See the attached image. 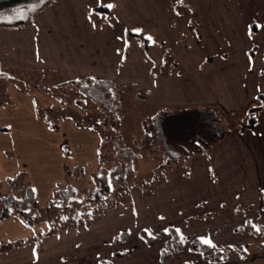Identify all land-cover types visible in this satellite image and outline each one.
<instances>
[{
    "label": "crops",
    "instance_id": "crops-1",
    "mask_svg": "<svg viewBox=\"0 0 264 264\" xmlns=\"http://www.w3.org/2000/svg\"><path fill=\"white\" fill-rule=\"evenodd\" d=\"M187 1L183 11L173 0H53L28 24L0 27L4 70L50 72L59 81L132 83L144 101L138 115L143 133L145 118L161 107H212L234 121L232 116L241 119L251 105H260L252 128H227L210 156H194L193 164H180L178 175L167 172L150 191L140 189L142 200L154 201L144 219L161 203L153 213L161 220L176 218L164 225L179 230L182 249L172 248L160 259L163 245L146 243L139 235L144 225L131 219L140 208L115 204L92 214L86 225L42 236L40 248L30 242L1 251L0 264H147L148 250L153 260L168 264H264V0ZM126 31L148 40V54ZM166 52L174 61L164 59ZM8 91L10 104L0 103V181L24 168L35 190H51L58 172L71 171L74 162L68 168L60 164L68 151L76 163L93 160L98 167L95 130L76 126L68 116L58 117V127L51 129L35 112L37 101L55 106L50 92H25L12 83ZM30 229L13 217L0 219V240L13 241ZM122 230L129 236L136 230L139 241L115 239ZM187 234L210 240V249L220 250L223 259L211 262L190 250ZM135 247L146 251L135 255Z\"/></svg>",
    "mask_w": 264,
    "mask_h": 264
},
{
    "label": "trees",
    "instance_id": "trees-1",
    "mask_svg": "<svg viewBox=\"0 0 264 264\" xmlns=\"http://www.w3.org/2000/svg\"><path fill=\"white\" fill-rule=\"evenodd\" d=\"M53 0H0V27H22L28 24L31 17L41 10L43 7L51 3ZM11 9L21 10L18 15L9 14L4 15V11ZM180 7H176L179 10ZM3 12V14L1 13ZM127 35L133 34L139 41L141 49L144 53L148 54V40L140 35H135L131 31H126ZM12 71L4 70L0 67V91H3V86L9 80H15L10 77ZM14 73V72H13ZM28 84L23 80L19 81L21 88ZM35 84L32 83L31 86ZM58 90L62 91L65 100H71L72 95L75 93L77 96L75 100L65 101L63 97L59 100L63 101L65 105L61 108L54 106L42 107L37 102L35 103V112L37 116L47 122L51 129L58 127L57 118L60 116H68L76 126H84L90 130H95L99 136L98 146V160L99 167L96 172L91 174L93 186L85 191H79L70 186H61L54 189L48 197L43 212L46 215L47 228L40 234L30 238H17L13 241L0 240V252L11 248L22 246L26 243L33 242L37 248H40V241L42 236L48 234H55L67 228H79L86 225L90 216L95 213L104 212L108 208L114 206L117 201L110 199L109 192L111 186L122 183H129V179L137 175L138 163L140 157L139 146L136 145L132 149L126 142L122 140L119 133L117 115L118 106L117 98L114 92L119 93V84L110 79H94V78H79L75 80H62ZM118 87V88H117ZM122 87V85H121ZM30 88V87H29ZM60 88V89H59ZM123 88V87H122ZM75 89V90H74ZM75 91V92H74ZM139 96L138 93H136ZM66 104H65V103ZM67 103H72L77 109L69 107ZM260 105H251L249 107L248 120L242 122L239 126L240 129L252 128ZM179 114V115H176ZM171 116L174 120H179V123L166 125V129H180V134L184 135L186 142H192L198 150L203 149V146H210L212 143L218 141L223 137L226 130L221 123V117L217 110L212 107L197 106L195 109L191 108H178L160 109L157 111L153 118V123L149 125L144 124L142 148H149L157 142V138L163 140L166 149L170 152L169 157L176 158L177 153L170 147L175 143V140H170V133L165 132L164 125H158V120ZM176 117V118H175ZM169 126V127H168ZM104 129V130H103ZM179 134V135H180ZM188 135V136H187ZM161 137V138H160ZM164 137V138H163ZM200 139L201 144L196 141ZM168 139V141H166ZM113 140V149L106 152L103 148L106 147L107 142ZM168 147H167V145ZM144 149V150H145ZM174 152V153H173ZM169 159V158H168ZM165 167V164L157 165L156 167ZM23 175V177H22ZM162 175H154V180ZM25 177V178H24ZM9 185V192L6 195H0V219L8 216H15V213L24 218L26 223L31 224L33 221L32 213L26 214V208L34 203L35 191L33 185L27 181L26 173L23 170L17 171L12 176L6 179ZM145 191V187H152V183L144 182L136 184ZM264 210V204L262 206ZM250 223L246 224L249 230H252ZM170 240L167 246H172L174 250H181L183 243L181 241L182 235L176 231V228L169 226L166 228ZM124 230L120 231L114 238H124ZM161 234L165 233L161 230ZM140 237L148 244L152 243V239L144 228L139 230ZM188 242V248L193 251L201 252L205 259L211 262H219L223 259L220 250H211L208 244L201 242V239L194 235H185ZM229 248V247H227ZM166 251L161 248L160 258L164 259Z\"/></svg>",
    "mask_w": 264,
    "mask_h": 264
},
{
    "label": "rangeland",
    "instance_id": "rangeland-1",
    "mask_svg": "<svg viewBox=\"0 0 264 264\" xmlns=\"http://www.w3.org/2000/svg\"><path fill=\"white\" fill-rule=\"evenodd\" d=\"M173 2H174V5L180 6L181 10H182V7H183V11L186 10L187 7L185 4L188 3L187 0H173ZM15 11H16V14H15ZM20 11L21 10L18 11L16 9L9 8V10L4 11V15H6V16H9V14L18 15ZM1 13L3 14V12H1ZM2 16L3 15L0 14V17H2ZM182 24H184V23H182ZM250 31L253 32V28H251ZM182 33L184 34V32H182ZM250 34H252V33H250ZM184 36H185V34H184ZM240 37H254V36L242 33V35ZM183 38L186 39L187 36H185ZM213 44L215 45V43H213ZM206 46L203 48H206ZM155 50H156V48L151 45V50H150L151 55H153L152 53L157 52ZM167 52H166L164 59L167 62H168V60L174 61L173 58H169L170 54L168 56ZM252 54L257 55L256 50H253V53H251V55ZM10 77H14L15 80H9L3 86V91H0V103L9 102L8 104H10L11 101H10V92L8 91V85L11 83L14 84L16 87H18L19 89H21L22 91H25V92H33L35 90L40 91V92H41V90H45L48 93L50 92L51 95H53L56 98L55 101H57V103H55L54 107L57 106L56 104H58V102H60V103L63 102V101L59 100L61 97H63V99L65 100L64 94H62L63 92L61 90L60 91L58 90V87L60 85H56L58 83H61V81H59L61 78L59 76L57 78L56 75H54L53 73L42 72V71L25 72V73H17V72L13 73V72H11ZM21 80H23L24 82H26L28 84V86L27 85L25 86V84H24V87H26V88H21L19 86V81H21ZM32 83L35 85L31 86ZM119 86H120L119 87V93L114 92V96L118 100L117 101V106H118L117 115L120 117L118 120L119 133L122 136V140L124 142H126V144H128L130 147H132V149L136 150L135 146L136 145L139 146V153H140L141 158L139 159V163H138L137 175L134 176L133 178L129 179L130 185L128 183H122V184H116V185L111 186V190L109 192V197H110V199L117 201L116 204L119 207L126 205L127 209L129 210L130 209L129 207L131 205H133L134 207H138V209L140 208L141 211L138 210V213L139 212L140 213L137 214V216H134L135 218L131 217V219H133L136 222L139 221V223H141L140 225L148 226V227L143 226V228L146 230V232L148 234L151 233V235H149V237L152 239V242L156 243V244L161 243V245H163L162 246L163 250L170 252V251H172L173 247L172 246L166 247L168 240H170V235H168V231H167V229H165L166 226L164 224L167 222H170V221H174L176 218L174 220H173V218L170 219L169 215L162 220L159 219L161 217L157 218L156 215H154L155 213H153V212L157 211V209L160 210L159 207L161 206V203H159V204H157V206L154 207L153 212H150L153 214L149 215L150 214L149 213L148 214L149 218L144 219L145 218L143 216V214H145L144 212L146 211V209L151 207L152 204H154V201L153 202L151 201L149 203V201H147L145 199L142 200L143 199L142 195H140V193H141L140 189H142V186L137 187L136 184H140L141 182H144V186H145L147 183H152L154 181V177H153L154 175L161 174L164 176L165 173H167V172H170L171 175H172V173H177V175H178V173H179L178 167L180 166V164H184L185 166L190 164V163L193 164L194 161L192 159L194 158V156L202 154L203 152H204L203 154H205L206 156L207 155L210 156L212 154L213 147H214L213 145L215 144V142L212 143L210 146H203V149L198 150L197 147L192 142H190V141L186 142V139H185L186 137L184 135L180 134L181 128L177 127L176 129H171V130L166 129L167 124H170L172 126L173 123H175V124L179 123V120H174L169 115L168 117L164 118V123H162V119H161V120H158L157 124L160 125V127H161V125H164V127H165L164 131L165 132H163V133L169 132L171 134L169 139L175 140V143H173V145L170 148L174 152H176L178 156H176V158H172V159L169 157L170 152L166 149L165 143L163 142L161 137H160L161 140L159 138H157V142H155L153 146H149V148H147V149L142 148L143 146L141 147V145L143 142V129H142V123H141L140 119L138 118V115L141 112L140 105L141 104L143 105L144 101L137 98L136 89H135V87H133L132 83H131V85L127 84V86L122 85L123 88L121 87V84ZM75 95H76L75 93L72 95L71 100L76 99L77 96H75ZM259 99L261 101L264 98L260 97ZM71 100H67V101H71ZM37 103L42 107H46L45 105L40 104L38 101H37ZM67 104L69 107H72V108L75 107L72 103H67ZM257 105H259V104H257ZM195 107H197V106L176 107V108L161 107L160 109L175 110L178 108H191V110H193V109H195ZM216 110H217V113L221 117L222 126L225 130L227 128H229V129L234 128L235 125H237V127H239L240 122H243V121L245 122L248 120V113L249 112H246L245 114H243L241 119H239V117H237V116H232L234 119V121H232L231 118L229 119V118L225 117L223 114H221L218 111V109H216ZM176 115H179V114H176ZM58 120L59 119H57V123H58ZM152 120H153L152 117H147V118H145L144 124L149 125L151 122L153 123ZM197 140L198 141H196V142L198 144H201L202 141H200L199 138H197ZM166 141H168V139ZM113 143H114L113 140L112 141L108 140L106 147L103 148V151L106 152V151H109L110 149H113L112 148L114 145ZM167 147H168V145H167ZM97 153H99V152H97ZM106 154H107V152H106ZM108 154H109V152H108ZM77 160H78V158L75 157V154L71 155L69 153V151H68V154L65 155V157L64 156L61 157V163L60 164H63L62 166H64V168L65 167L68 168V166H67L68 164L70 165L71 163H73V162L74 163H73V166L71 168V171H69V169H66V170H63L61 175L59 174V172L57 173V178L53 179V181H52V189L51 190H49V188L43 189V187H39L35 190V187L32 184L34 191H35V201L31 205H29L25 210L26 214L32 213V215H33L32 223L31 224L26 223L25 219L24 218L22 219V217L16 213H15V216H8V217L15 218V220L20 221V223H22L23 226H25V227L27 226L29 229L31 228L34 231L32 233L31 232L28 233V231H25V233H24V231H22L21 233H23L24 235H21V237H18V238L25 239V238L33 237L35 235L42 233L47 228V226H46L47 224L45 221L46 215L43 212V207H44L48 197L50 196L51 192L54 189L59 188L61 186H67L68 185V186L73 187L74 189H77L79 191H85L87 189H90L93 186L91 174L97 171L100 163H99L98 167H96L97 164L93 160L89 161L87 164L84 163V165H80L79 163H76ZM162 163L165 164V167H163V166L160 168L156 167L157 165L159 166ZM19 170L25 171L27 181H29L30 183H33L32 178L29 176V171L24 169V168L15 170V172L13 174H15ZM13 174L7 175L3 181H0V184H3V185H0V195H6L9 192V185H8L6 179L8 177L12 176ZM169 175L170 174H168V176ZM171 175L169 176V178L176 177L175 175H173V176H171ZM22 177H23V175H22ZM57 179L59 180L58 182L55 181ZM145 188L146 189L149 188L148 191H150L152 187L150 188L149 186H147ZM197 193H200V192H197ZM176 201L177 200H174V202H176ZM175 205L177 206V204H175ZM120 208H123V207H120ZM175 209H176V207H175ZM197 210H199V209H197ZM182 211H184V210L182 209ZM185 213L186 212L180 214V212H178V214H180L179 216H182ZM170 214L175 215L174 212L170 213ZM127 215L131 216L129 211H128ZM262 221L264 222V217H263ZM136 222H133L134 229L139 226L138 223L136 224ZM41 224H43L42 228H41ZM149 226H151L152 229ZM161 227L162 228L164 227L163 229H164L165 233H163V234L160 233L161 230H163V229H161ZM136 230L133 233L130 230V232H131L130 236L127 234V232H125L126 230H124L125 233L124 232L123 233L126 235L124 238H127V241L131 240V242L139 241V235H138V233L137 234L135 233ZM181 241H182V243H185L183 241V239H181ZM153 243H151V244L153 245ZM143 251H146V250H143ZM143 251H141L139 247H135V250H134V252H136L135 255L139 254ZM152 253H154L152 250H148V252H147V259H148L147 264H168V263H161L160 261L158 262V260H156V259L153 260ZM108 262L113 263L112 260H109Z\"/></svg>",
    "mask_w": 264,
    "mask_h": 264
},
{
    "label": "snow or ice",
    "instance_id": "snow-or-ice-1",
    "mask_svg": "<svg viewBox=\"0 0 264 264\" xmlns=\"http://www.w3.org/2000/svg\"><path fill=\"white\" fill-rule=\"evenodd\" d=\"M107 7L111 8V7H113V5L109 4V5H107ZM137 31H139V30H137ZM253 227H255V226H253ZM256 230H257V231H260L259 228H257ZM177 231H179V230H177ZM149 235H151V233H149ZM181 239H183V237H182ZM200 239H201V242H202V243H204V244H209L210 246H213V247H214V245H211V241H210V240L205 239V238H203V237H201Z\"/></svg>",
    "mask_w": 264,
    "mask_h": 264
}]
</instances>
